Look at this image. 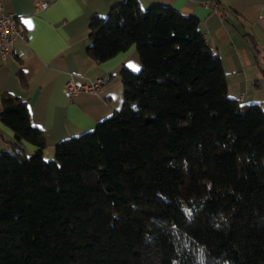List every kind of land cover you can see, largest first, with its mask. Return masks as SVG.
<instances>
[{"label": "trees", "instance_id": "obj_1", "mask_svg": "<svg viewBox=\"0 0 264 264\" xmlns=\"http://www.w3.org/2000/svg\"><path fill=\"white\" fill-rule=\"evenodd\" d=\"M88 30L93 61L134 47L140 67L52 160L26 101L1 95L0 264H264V111L228 95L199 20L124 0Z\"/></svg>", "mask_w": 264, "mask_h": 264}, {"label": "crops", "instance_id": "obj_2", "mask_svg": "<svg viewBox=\"0 0 264 264\" xmlns=\"http://www.w3.org/2000/svg\"><path fill=\"white\" fill-rule=\"evenodd\" d=\"M1 1L4 12L18 16L26 39L15 40L12 54L0 60V97L9 93L26 101L31 125L41 129L46 140L42 155L52 157L58 141L92 130L121 106L119 71L123 65L135 71L140 67L134 47L103 62L86 53L89 19L106 16L124 0H40L48 6L39 11L33 0ZM138 4L142 10L166 5L196 17L209 50L221 60L228 95L264 111V0H138ZM104 76L109 80L95 93L64 95L70 78L86 82ZM13 141V131L0 121V152L9 150ZM21 147L27 154L35 150L25 141Z\"/></svg>", "mask_w": 264, "mask_h": 264}, {"label": "built area", "instance_id": "obj_3", "mask_svg": "<svg viewBox=\"0 0 264 264\" xmlns=\"http://www.w3.org/2000/svg\"><path fill=\"white\" fill-rule=\"evenodd\" d=\"M36 11L43 10L48 3L40 0H33ZM25 40L26 34L20 27L18 16L12 12H4L0 0V60L6 61L12 54V44L15 40ZM109 80V76L99 77L93 81H81L70 78L64 85V95L70 98L78 92L95 93L102 85Z\"/></svg>", "mask_w": 264, "mask_h": 264}, {"label": "rangeland", "instance_id": "obj_4", "mask_svg": "<svg viewBox=\"0 0 264 264\" xmlns=\"http://www.w3.org/2000/svg\"><path fill=\"white\" fill-rule=\"evenodd\" d=\"M53 151H54V150H53ZM28 154H30V153H28ZM45 157H46V158H45ZM53 157H54V152H53L52 157H48V158H47V155H46V154L43 155V158L46 159V160H52Z\"/></svg>", "mask_w": 264, "mask_h": 264}]
</instances>
